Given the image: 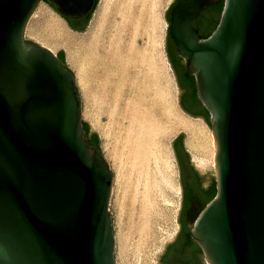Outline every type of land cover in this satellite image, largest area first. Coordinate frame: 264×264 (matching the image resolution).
<instances>
[{
  "label": "water",
  "instance_id": "1",
  "mask_svg": "<svg viewBox=\"0 0 264 264\" xmlns=\"http://www.w3.org/2000/svg\"><path fill=\"white\" fill-rule=\"evenodd\" d=\"M43 1L0 0V264H118L113 174L89 146L83 122L98 134L82 120L75 76L25 36ZM220 1L180 0L171 25L174 0L165 13L169 62L168 35L195 76L216 147L215 169L202 172L216 178L217 193L202 211L195 201L188 228L203 264H264V0H224L205 38L196 20ZM48 2L69 19L94 5ZM180 216L181 207L178 223Z\"/></svg>",
  "mask_w": 264,
  "mask_h": 264
},
{
  "label": "rangeland",
  "instance_id": "2",
  "mask_svg": "<svg viewBox=\"0 0 264 264\" xmlns=\"http://www.w3.org/2000/svg\"><path fill=\"white\" fill-rule=\"evenodd\" d=\"M172 1L99 0L84 32L72 30L43 1L25 31L26 38L56 56L64 50L75 76L82 120L97 132L113 174L109 211L118 264H158L159 254L177 235L181 183L172 142L185 133V149L195 160L193 139L185 131L191 122L208 138V162L205 169L196 168L215 169L211 129L179 105L165 50V13Z\"/></svg>",
  "mask_w": 264,
  "mask_h": 264
},
{
  "label": "flooded vegetation",
  "instance_id": "3",
  "mask_svg": "<svg viewBox=\"0 0 264 264\" xmlns=\"http://www.w3.org/2000/svg\"><path fill=\"white\" fill-rule=\"evenodd\" d=\"M179 1L180 0H174L170 7V25L172 10ZM215 5L205 9L197 18L196 24L199 34H213V32L217 29V26H215L214 23L217 20H221L222 13H217V7ZM88 15L89 13L82 18L68 19L75 26H83ZM168 50L172 66L175 70L182 90L181 106L183 110L189 116L203 118L199 107L192 100L190 88L183 83V73L185 68L182 61H177L170 43H168ZM183 144V138L181 139L180 136L174 141V151L181 182V216L179 220V230L175 239L166 246L161 256L160 264H203L204 260H206L201 246L191 237L188 228L189 211L192 209L195 201H198L202 211L215 197L217 193L216 178L211 180L204 172L196 168L197 166L194 164V160L191 158L190 154L184 150ZM194 209H197V206H195ZM196 214V216H198L200 213L197 212Z\"/></svg>",
  "mask_w": 264,
  "mask_h": 264
},
{
  "label": "trees",
  "instance_id": "4",
  "mask_svg": "<svg viewBox=\"0 0 264 264\" xmlns=\"http://www.w3.org/2000/svg\"><path fill=\"white\" fill-rule=\"evenodd\" d=\"M47 1V3L50 5V7L52 9H54L56 12V7L54 5H51L48 0H45ZM99 3V0H94V5H93V8L91 10V12L89 13V15L87 16L83 26H75L68 18L66 17H62L70 26L71 29H73L74 31H77V32H84L90 19H91V16L92 14L94 13L95 9L97 8V5ZM217 7V13L220 14L222 13L223 11V7H224V0H221L220 3L216 4L215 5ZM58 13V12H57ZM220 21H216L214 23L215 26L218 27ZM202 36H204L205 38H208L209 36H211L212 34H201ZM168 43H170L171 45V48L173 50V53L174 55L176 56V59L177 61H182V58L181 56L176 52V48L170 38V36L168 35ZM57 58L63 62L65 64V57H64V52H59L58 55H57ZM185 70H184V73H183V83L190 88L191 90V96H192V100L194 101V103L199 107L200 111H201V116L207 120L210 118V115L208 113V111L206 110V108L203 106L202 102L200 101L199 97H198V93H197V85H196V79H195V76L190 72V70L184 66ZM83 129L85 131V135L87 137V140H88V143H89V146L95 150H97L100 154H101V149H100V140L98 138V136L96 134L94 135H91L90 134V128H89V125L85 122H83ZM180 138L182 139L183 137L180 136ZM183 148L184 150L186 151L185 149V146L183 144ZM187 153V152H186ZM188 154V153H187Z\"/></svg>",
  "mask_w": 264,
  "mask_h": 264
},
{
  "label": "bare ground",
  "instance_id": "5",
  "mask_svg": "<svg viewBox=\"0 0 264 264\" xmlns=\"http://www.w3.org/2000/svg\"><path fill=\"white\" fill-rule=\"evenodd\" d=\"M109 1V0H108ZM103 65V64H102ZM98 67V65H97ZM98 70L101 69L102 71H104V67L103 66H99V68H97ZM98 71L97 70H94V74H97ZM109 97V96H108ZM108 105V103H107ZM115 105V104H114ZM113 105V106H114ZM109 107V106H108ZM122 107V106H120ZM119 107V108H120ZM106 108V107H105ZM114 109V108H113ZM120 111V110H119ZM122 111V110H121ZM113 112V111H112ZM116 112V110H115ZM112 114V113H111ZM119 114V112H118ZM124 114L123 112L121 113V115ZM112 117V116H111ZM114 117V116H113ZM121 117V116H120ZM120 119V118H119ZM123 119V118H122ZM124 120V119H123ZM122 120V122H124ZM118 121V119L116 120V122ZM120 121V120H119ZM193 121V120H192ZM115 122V121H114ZM115 122V123H116ZM121 123V122H120ZM126 123V122H125ZM132 123V122H131ZM190 123V122H189ZM181 124V123H180ZM200 124V123H199ZM202 124V123H201ZM113 125V124H112ZM178 125V124H177ZM184 126V124H182ZM110 126V125H109ZM117 126V125H116ZM203 126V125H202ZM120 127V126H119ZM185 127V126H184ZM183 127V128H184ZM188 127V126H187ZM114 128V127H113ZM126 129V128H124ZM188 131L187 133H189L191 135V138L193 139V143L194 145H191L193 146L192 148V152H193V157H194V161L197 165V167H199L200 169H205V166L207 164V160H206V156H208V138L206 137L205 135V131L204 129L201 128V126H199L198 124L196 123H190L189 124V127L187 129H185V131ZM208 133V132H207ZM123 137V136H122ZM192 142V141H191ZM190 144V143H189ZM215 145V144H213ZM190 147V145H189ZM216 149V147H215ZM190 151V150H189ZM216 153V152H215ZM213 164L215 165V161L213 162Z\"/></svg>",
  "mask_w": 264,
  "mask_h": 264
}]
</instances>
